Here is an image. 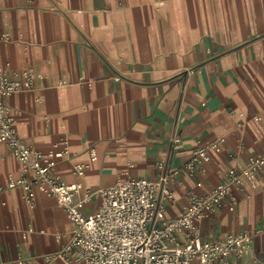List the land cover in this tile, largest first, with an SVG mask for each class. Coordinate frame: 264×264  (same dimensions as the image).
<instances>
[{
  "label": "crops",
  "instance_id": "1",
  "mask_svg": "<svg viewBox=\"0 0 264 264\" xmlns=\"http://www.w3.org/2000/svg\"><path fill=\"white\" fill-rule=\"evenodd\" d=\"M0 32L9 36L0 42L8 76L41 75L4 98L15 131L39 149L66 147L53 171L66 183L154 179L159 161L176 167L206 148L210 161L171 184L168 219L189 192H207L264 153V0H0ZM23 173L0 143V264H64L45 257L64 247L73 224L45 184H33L32 202L9 187ZM236 194L233 211L218 207L199 221L203 239L264 226V170ZM220 264H264V235Z\"/></svg>",
  "mask_w": 264,
  "mask_h": 264
},
{
  "label": "built area",
  "instance_id": "2",
  "mask_svg": "<svg viewBox=\"0 0 264 264\" xmlns=\"http://www.w3.org/2000/svg\"><path fill=\"white\" fill-rule=\"evenodd\" d=\"M8 40V34L0 32V42ZM40 77L29 68L21 78L11 79L0 66V143L9 146L24 170L21 176L9 179V187H22L32 202L33 184H45L47 193L57 200L73 224L68 242L58 253L47 255L46 261L57 258L64 264H220L226 257L243 256L255 235H264V226L253 233L242 230L218 240H205L199 231V221L216 208L235 209L236 190L245 183L255 186L256 176L264 170V153L250 156L241 169H228L207 192H189L185 208L168 219H161V212L174 199L171 184L180 175L193 174L210 161L206 148L195 149L188 161L176 167L169 168L159 161L154 179L125 177L97 189L63 181L53 171L67 154L66 147L54 144L39 149L24 142L4 102L13 93L32 89L34 80ZM210 146L220 151L219 143L212 142ZM90 154L94 155L93 149ZM74 170L82 174L85 165L76 164ZM95 197L99 204L88 212L86 208Z\"/></svg>",
  "mask_w": 264,
  "mask_h": 264
}]
</instances>
